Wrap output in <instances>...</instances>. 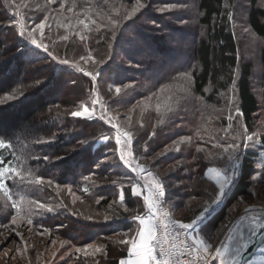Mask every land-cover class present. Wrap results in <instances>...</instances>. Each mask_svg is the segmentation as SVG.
Returning <instances> with one entry per match:
<instances>
[{
    "label": "trees",
    "instance_id": "1",
    "mask_svg": "<svg viewBox=\"0 0 264 264\" xmlns=\"http://www.w3.org/2000/svg\"><path fill=\"white\" fill-rule=\"evenodd\" d=\"M51 1L53 5H48ZM158 1L165 6L187 4L186 0ZM194 1L193 13L183 17L195 20L196 25L184 29L176 25L181 20L179 15L166 19L159 14L141 13L127 20L128 9L136 4V0H33L29 2L33 9H27L21 3L28 4L27 0H0V100L4 101L0 104V163L5 168L15 167L23 177L20 180L5 173L0 195L9 206V217L21 216L31 220V225L36 228L55 229L72 246L96 240L103 242L124 234H129V238L135 227L131 223L132 217L146 211V206L141 209L142 196L136 197L132 192L133 184L140 185L141 182L117 155L115 162L106 161L117 148L116 132L110 130L107 119L98 117L103 113L114 120L116 116L112 117V110L123 114L143 98H150V102L155 103L159 97L171 95L168 85L183 74L191 85L190 100L175 96V100L164 101V110L168 109L164 115L151 107L143 111L134 109L133 126L130 127L134 138L133 156L145 164H148L145 159L154 157L148 166L154 168L184 161L180 168L187 173L178 177L180 186L169 194L166 191V196L169 202L180 200V207L189 213L188 202L210 200L215 211L207 217L204 228L211 229V233L219 228L233 204L250 195L255 176L264 178L263 173L259 177L260 170H264L261 167L264 165V134L251 143L247 141L245 146L243 137L246 132L255 130V114L260 101L253 92L252 80L257 62L254 57L243 58L241 55L246 41V38L242 41V33L243 26H247L252 34L264 39V0L242 3L239 0ZM18 6L23 11L37 12L34 13L37 17L50 15L52 9L56 12L72 10L73 20H77L78 27L83 29L79 28L82 31L79 37L66 41L65 51L77 58L86 54L87 44L92 55H98L104 61L99 69L92 70L96 79L53 62L21 38L19 32L22 29L18 23L23 16L17 10ZM240 11L245 14L241 16ZM63 15L60 16L65 20ZM121 17L123 20L115 29L108 27L110 18ZM146 20L149 22L144 23ZM118 47H121L120 52ZM133 48L135 50L131 51ZM54 49L49 47L51 54L56 53ZM121 60L125 61L116 70L113 64ZM256 60L264 68V42ZM127 63L136 69L128 68ZM66 76L71 77L75 86L83 87L72 92L75 101L67 102L61 91L66 83L62 78ZM126 84H133V88L126 89L122 98L113 99V86L121 88ZM94 87L99 91L110 88L101 93L102 112L97 113L98 108H95L97 119L72 117L71 112L77 110L83 98L90 97ZM161 88H164L163 92ZM7 96L14 99L5 100ZM261 98L264 105V90ZM232 115L234 125L227 141L240 146L232 166L236 175L225 190L224 201L213 204L219 191L207 176V168L216 162L212 159V163L209 162L207 150L219 153L213 144L221 138L222 129L228 124L227 116ZM169 116L172 119L169 120ZM126 117L130 120L128 114L120 115L122 119ZM63 124L67 129L59 131ZM179 137L186 141H177V147L186 146V150L177 153L173 148H167ZM224 162L226 160H219L218 165ZM84 176L90 179L86 181ZM49 182L64 190L72 188L78 197L66 194L59 200L50 201L51 205L45 209L34 203L27 207L29 200H42L38 194L55 193ZM121 194L125 197L124 202L115 204ZM81 200L88 205L86 211L78 207ZM85 212L97 217H84ZM7 217L0 215V221ZM114 240H118L117 237ZM105 244L106 254L115 251L117 255L109 260L105 256L88 257L76 251L79 263L119 264L126 258L124 245L118 243L115 246L108 240Z\"/></svg>",
    "mask_w": 264,
    "mask_h": 264
},
{
    "label": "rangeland",
    "instance_id": "2",
    "mask_svg": "<svg viewBox=\"0 0 264 264\" xmlns=\"http://www.w3.org/2000/svg\"><path fill=\"white\" fill-rule=\"evenodd\" d=\"M28 4H26L25 2H21L25 8L27 9H33L31 7V5H29V2H32L33 0H27ZM127 1V0H126ZM137 1V0H136ZM139 0V4L142 5V7L139 8V10L135 13L132 12L133 7L137 6V2L136 4L132 5L130 7V9H128V17L127 20H130L129 18H133V17H138V15H140L141 13H144L145 15H154V14H159L161 15L163 18H172L175 15H179V17H181L180 22H178L179 27H183L184 29L187 27H194L196 25L195 20L188 18H184L183 15L184 14H188V13H193V11L195 10L196 4L195 1L193 2V0H186L187 4L184 5H176V4H168V5H164L163 2L160 1H156V0ZM240 3H242V1H246V0H239ZM53 2L51 1L50 4L48 5H53ZM122 3H126V2H122ZM245 3V2H244ZM262 4L264 5V2H262ZM169 5H171L172 7H168ZM19 7V8H18ZM17 7V10H19L20 15L23 16L22 21L20 20V24L18 23V25L20 26V28L26 33V35L30 32V29L32 27L35 26V24H39V23H44L45 24V28L43 29V37H44V43L45 45L49 47H55V51L56 53H53V56L57 57V60L59 59H68L70 64H77L79 67H81V69H83V73L87 74V73H91L92 76H95L93 68H100L101 65H103L102 63H100L101 59H99L98 55H92V51H89L88 45H86V54L83 56H79L77 58L75 54L69 55L67 54V52L65 51V46L68 45V43L66 41H68L69 39H73L74 37L81 35L82 31H80L79 28L82 27H78V22H76L77 20H73L74 15H73V11L72 10H64V12H62V9H59L57 12L55 9H52L50 11V15L46 16V17H37L34 13L37 12H33V11H23L22 8H20V6ZM34 8H37L36 6H34ZM160 8H165L164 12H160L159 9ZM56 12L55 14L53 12ZM241 12V16L245 14V12L240 11ZM64 14V19L62 20L61 16ZM17 15V13H16ZM60 16V17H59ZM148 20H146L144 23H148ZM150 21H152V19H150ZM152 23V22H150ZM245 28V29H244ZM83 29V28H82ZM243 38L242 41L245 40V44H243V47L241 48V55L243 56V58H249L254 57L253 59L255 63L256 68L253 71V92L258 96V99L260 101V108L258 110V112L255 114L256 117V126H255V130L251 133L246 132V134L243 137V140H245V146L247 145V141L249 142V140L247 139L248 136H252L253 139L250 141V143L252 141H255L258 138V135L264 134V105L262 104V98H261V93L264 90V68L259 64L257 59L258 56V50L259 48L262 46V43L264 42V39L259 38L257 36H255L254 34H252V32L247 28V26H243ZM123 44V43H121ZM120 48L118 47V52H120ZM135 49L133 48L131 51H134ZM58 53V54H57ZM67 55H66V54ZM65 54V55H64ZM71 57H69V56ZM66 56V57H64ZM124 56V55H123ZM81 57H85V59H81ZM87 57H91V59H87ZM122 59V58H121ZM125 60H121L120 63L117 62L115 64H113V66H115L116 70H119L122 67V62ZM128 68L131 69H136L132 64L127 63L126 64ZM137 67V66H136ZM98 68V69H99ZM91 77V76H90ZM62 81H64V87L61 88V91L63 93V95L65 96V100L67 102H70L71 100L75 101V95L72 94V92L76 89L81 90L83 87L80 85L75 86V83L73 80H71L70 76H66V78H62ZM79 84L78 82L76 83V85ZM92 84V83H91ZM112 85V84H111ZM189 86H191L188 83V79L187 76L185 74L178 76L177 78H175L172 82V84H169L168 87L169 89H167L168 91L171 92V95L169 94H165V96L163 95V97H159L158 100H156L155 103L150 102V98H146V99H141L139 100L135 105H133L130 110H125L122 112H115L114 110H112V117L116 116V118H114V120H111V124L116 125L117 127L124 129L126 131V133L131 134L132 136V142L134 140L133 138V133L130 131V127L133 126L131 120H132V116H133V112L135 108H138L139 110L143 109L145 110V108H153L156 111L159 112H163V115L168 113V109H165L164 101L166 100H175V96H178V98L183 97V100L188 101L190 100V94H191V90L189 89ZM119 87H114L113 86V90L114 92H112L113 96H111L113 99H120L122 98L121 96L123 95V93L126 91V89H132L133 88V84H126L125 86L119 88L120 91L116 92V89ZM143 88V86H142ZM110 89V88H107ZM107 89H104L102 91H104V93H106ZM141 88H139L140 90ZM86 91V90H84ZM102 91L98 90L97 87H94V91L92 92V94L90 95V97H85L83 98L78 106H77V110L76 111H83L84 107H89V110L92 111V109L94 108H98L96 111L97 113L102 112L101 107H102V102L100 101V96ZM157 105H159V108H157ZM142 109H141V108ZM141 112V111H140ZM173 112V110H171V113ZM70 114V113H69ZM129 115L130 120H127V117L122 119L120 118V115ZM94 115L96 116L95 112ZM110 115V114H109ZM110 115V116H111ZM139 115V114H138ZM137 115V116H138ZM234 115H232L233 117ZM97 117V116H96ZM169 120L172 119L171 116L168 117ZM227 121L228 124L226 125V127H224L222 129V135L221 138H219V141L217 142H223L224 140H227L228 135L231 133V128H233L234 125V120L232 119L231 121H229V116H227ZM109 124V123H108ZM111 124H109L111 126ZM215 129L218 130V124H216L215 122ZM65 129H67V125L63 124L60 128L59 131H64ZM181 129V128H179ZM220 129V132H221ZM57 131V132H59ZM115 133V132H114ZM116 137V136H115ZM177 141L179 142H183L186 141V139L184 137H179L178 139L174 140L173 142L169 143V145L167 146V148H173L174 151H176L177 153H180L181 151L183 152L184 150H186V146H181V147H177ZM240 141V139H239ZM124 140L121 137V145L123 144ZM132 142L130 144V149L132 151L133 146H132ZM215 142V144L217 143ZM213 144V146L215 145ZM2 146V144H0V147ZM216 148V147H215ZM218 149V148H216ZM121 146L117 145L116 150H114V153L108 157L106 159V161L108 163L110 162H115L116 161V155L119 158V153L121 151ZM163 153V150L161 151ZM160 152V153H161ZM208 152V159L209 162H211V159L214 160L216 163L213 165H211V167H217L220 168L221 170L227 169L228 170V175H229V180L230 183L232 182V180L234 179L236 173L234 171H232V166L234 164L235 161H232L231 163L229 162H224L222 163V165H218L219 164V160L222 161L224 160L221 156V158H217L218 153H213L210 150H207ZM133 153V152H132ZM219 153H221V150L219 149ZM124 154L126 156V158H130L128 157V152L127 150H124ZM214 155V156H213ZM154 159V157L150 158L148 161V164H145V162L143 161H139L137 160L138 163L142 164L143 167L146 170H151L154 175L156 177H158L160 179V182L163 183L165 185V191H167V193L169 194L170 191L176 189V187L180 186V180H178V177H180L183 173H187V171L185 170V172H183L181 170V166L184 163V161H181V163L178 164V162L176 163H171V164H166L163 165L162 167H148L150 165V162ZM158 168V169H157ZM261 173L264 174V170H260V174L259 177L261 175ZM135 174V173H134ZM139 173L135 174L136 179H139L141 184V189H142V194H145L144 192V185L146 184V182L144 180H142V178H140ZM256 182H254L252 190L250 192L249 196H246L244 198H241L239 200V203H235L233 204L227 212V215L225 217V220L220 224L219 228L217 230L214 231V233H211V229H207L205 230L206 232L210 233V234H215L217 231H219L225 224H229V223H235L236 220L239 219V216L242 214H245L244 209L245 208H261L264 207V178L263 176L261 178H258V176H255ZM185 183V182H184ZM229 183V185H230ZM51 185L53 186V189L55 191V193L50 192L49 194H38L42 200L40 201H36L37 199L33 200V202H31L32 200H29V204L26 203V206L28 207L29 205H31V203H34L35 205H44V209L46 207H48L49 205H51L49 202L50 201H56L59 200L60 198H63V196H66V194H71L73 196H77L75 193H73V189L69 188L64 190L65 188H62L60 186H58L57 184L54 185V183L51 182ZM134 187L137 184H133ZM228 185V186H229ZM228 186L226 187V189L228 188ZM72 190V191H71ZM43 192V191H42ZM58 192V193H57ZM43 195L45 200H43ZM52 197V198H51ZM78 197V196H77ZM224 197H221V199L219 201L223 202L224 201ZM67 198V197H66ZM80 199V198H79ZM167 199V204H168V208L170 209V211L173 213V215L180 221L182 222H187L185 219H188L190 217L193 216V214H199V211L202 210L203 206L205 205H210L211 206V201L210 200H201V199H195L194 202H188V204L186 205V207L190 210V213L187 212L186 210H184V208H181L178 201L180 200H175L172 202L168 201V197L166 196ZM47 200V201H46ZM115 204L116 203H120V199H115ZM113 202V203H114ZM220 203V202H219ZM77 206V205H76ZM78 207L80 209H82L83 211H86L85 208L88 207V205L85 204V201L81 200V202H78ZM9 206L6 202V200L0 195V215H5L8 216L7 220L5 221H0V264H80L79 260H78V255H76V251L77 249H80V253L82 255H87L88 257H96V256H102V257H107V259L110 260L111 256H115L117 255V253L114 251L113 254H111L110 252H107V254L105 253L104 248L106 249V244L105 241L108 240V242L113 243L114 245L117 246L118 243L119 245L121 244L120 241L127 239L129 234H124L121 237L115 236L117 237L118 240H114V238L110 239H103L104 241H97L96 242H92L90 244H84L81 246H72L69 242H67V240H65L61 235V232H57L55 229H40V228H36L34 226H32L31 224L28 223V220H26L25 218L23 219V217L21 216H13L15 218V223H13V217H9V210H8ZM181 208V209H180ZM79 209V210H80ZM87 212L84 213V217H88L89 219H95L97 216H93L91 213L90 214H86ZM247 215L251 216L252 213L249 212L247 213ZM105 215L102 216V218ZM83 217V216H82ZM83 217V218H84ZM207 219V218H206ZM206 219H204V224L206 223ZM244 224L248 223V221H244L242 222ZM210 230V231H209ZM69 234V231H68ZM235 235V234H234ZM247 235V231H245V236ZM89 245H91V247H89ZM126 247V246H125ZM95 249H99V251H95ZM258 253V252H257ZM254 257V256H253ZM252 257V258H253ZM264 260V259H263ZM90 262V261H89ZM99 262H91L88 264H97Z\"/></svg>",
    "mask_w": 264,
    "mask_h": 264
},
{
    "label": "snow or ice",
    "instance_id": "3",
    "mask_svg": "<svg viewBox=\"0 0 264 264\" xmlns=\"http://www.w3.org/2000/svg\"><path fill=\"white\" fill-rule=\"evenodd\" d=\"M140 7H142V5H140L139 0H137V6L133 7L132 12H137ZM168 7L172 6L169 5ZM159 11L164 12L165 8H160ZM15 19L16 17L13 16V20ZM122 20L123 17L119 19L110 18L108 27L115 29ZM93 23H95V21H93ZM85 27L87 28V25H85ZM44 28V23L35 24L27 35L21 30L19 36L27 40L35 50L38 49L46 54L53 62L59 65L69 66L74 71L79 70L83 72V69H80L77 64H70L68 59L57 60V57L52 56L48 46L44 43ZM81 39H83V37H81ZM81 59H85V57H81ZM87 59H91V57H87ZM100 63H104V61L101 60ZM87 75L91 76L92 80L96 79L91 73H87ZM234 86L235 81H233V87ZM119 91L120 89L117 88L116 92ZM160 91L163 92L164 88H161ZM12 99H14L13 96L5 97V100ZM3 103L4 101L0 100V104ZM157 108H159V105H157ZM94 112V108L90 111L89 107H84L83 111L71 112V116L93 120L97 119ZM237 114H239V112ZM98 119H107V122L111 124V119L106 118L103 113ZM232 119L233 117L229 116V121ZM110 130H115V144L121 146L122 149L119 153V160L130 169L131 173H144L146 169L142 164L137 162V158L133 156L130 149V144L132 142L131 134L122 133L119 127L114 124H111ZM121 137L124 138L122 145ZM247 139L251 141L253 137L248 136ZM214 147L221 150L217 158H221L222 156L224 160L231 163L237 159L236 153L240 146L236 143L224 140L223 142H217ZM124 150H127L128 157L130 158H126ZM200 151H203V149H200ZM261 167H264V165H261ZM5 173L10 177L14 176L20 180L23 179L20 172L17 171L15 167L5 168L3 163H0V189L4 188ZM148 175L151 176V172H149ZM207 176L218 186L219 195L213 198V204H215L225 195L226 187L230 183L228 170L208 167ZM89 179V176H84V180L87 181ZM129 183H131V181H129ZM144 188H146V194H142V189L139 184L132 189L136 197L142 196L141 209L146 206V211H144L142 215H134L132 217L131 223L134 224L135 227L131 229L129 238L120 241L122 245L126 246L127 255L125 259L120 260L119 264H242V257L249 250L250 245L254 243V238L264 234V207L245 208V214L240 215L235 223L225 224L213 235L205 231L204 219L211 216L215 208L210 205H205L202 210L199 211L198 215L194 213L192 217L188 218L187 222H172V230L175 231V237H173L170 242V227L168 223H164V219L168 214L164 212L162 208L163 200L166 198L165 185L159 181H153L152 183H146ZM21 199L23 198L21 197ZM119 199L121 203H123L125 200L124 195L121 194ZM44 207V205H41V208ZM46 210L49 212L52 211L51 208H47ZM249 212L252 213L251 216L247 215ZM244 221H248V223L243 224L242 222ZM13 223H15L14 217ZM28 223L31 224L32 221L29 220ZM181 231L185 239L177 243L176 239L180 236ZM245 231H247L246 236ZM262 243H264V240H262ZM89 247H91V245H89ZM79 251L80 249H77V252ZM95 251H99V249H95Z\"/></svg>",
    "mask_w": 264,
    "mask_h": 264
},
{
    "label": "built area",
    "instance_id": "4",
    "mask_svg": "<svg viewBox=\"0 0 264 264\" xmlns=\"http://www.w3.org/2000/svg\"><path fill=\"white\" fill-rule=\"evenodd\" d=\"M120 131L122 133H126V131L124 129L119 128ZM122 139L124 140V138L122 137ZM151 172V176L148 175V173ZM136 174V173H135ZM140 178H142V180H144L146 183H152L153 181H159L160 179L158 177H156L154 175V173L151 170H146L144 173H139L138 175ZM144 192L146 194V188L144 189ZM162 208L163 211L166 212L168 215L167 217L164 219V223H168L169 227H170V232L171 235L169 237V241L171 242L172 238L175 237V231H173V224L172 222H178V223H183L182 221L178 220L173 213L170 211V209L168 208V204H167V199L164 198L163 203H162ZM185 239L183 232L181 231L180 236L176 239V242L179 243L181 241H183Z\"/></svg>",
    "mask_w": 264,
    "mask_h": 264
},
{
    "label": "water",
    "instance_id": "5",
    "mask_svg": "<svg viewBox=\"0 0 264 264\" xmlns=\"http://www.w3.org/2000/svg\"><path fill=\"white\" fill-rule=\"evenodd\" d=\"M262 240H264V234L258 235L257 237L254 238V243L250 245L249 250L242 257V264L252 259V257L256 254L259 246L261 245Z\"/></svg>",
    "mask_w": 264,
    "mask_h": 264
},
{
    "label": "crops",
    "instance_id": "6",
    "mask_svg": "<svg viewBox=\"0 0 264 264\" xmlns=\"http://www.w3.org/2000/svg\"><path fill=\"white\" fill-rule=\"evenodd\" d=\"M257 252L252 259L244 264H264V243H261Z\"/></svg>",
    "mask_w": 264,
    "mask_h": 264
}]
</instances>
